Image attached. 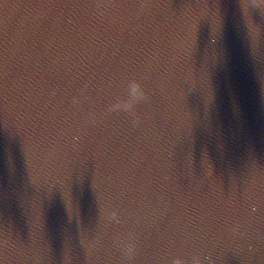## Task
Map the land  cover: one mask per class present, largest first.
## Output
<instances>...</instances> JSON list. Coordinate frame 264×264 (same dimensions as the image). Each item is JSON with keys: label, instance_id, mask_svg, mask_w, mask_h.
<instances>
[{"label": "water", "instance_id": "1", "mask_svg": "<svg viewBox=\"0 0 264 264\" xmlns=\"http://www.w3.org/2000/svg\"><path fill=\"white\" fill-rule=\"evenodd\" d=\"M0 264H264V0H0Z\"/></svg>", "mask_w": 264, "mask_h": 264}]
</instances>
